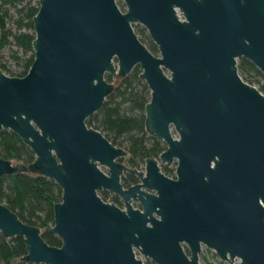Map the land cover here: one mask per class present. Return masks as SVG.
<instances>
[{"label": "water", "instance_id": "95a60500", "mask_svg": "<svg viewBox=\"0 0 264 264\" xmlns=\"http://www.w3.org/2000/svg\"><path fill=\"white\" fill-rule=\"evenodd\" d=\"M120 1L123 10L116 0H38L27 70H0V129L33 152L25 164L0 157V174L40 172L60 187L52 223L31 224L0 201V231L22 235L20 257L45 264H144L133 247L157 264H210L201 242L229 264H264V94L237 72L242 56L264 77V0ZM134 65L149 93L144 128L164 143L143 168L119 160L125 149L85 119L115 86L104 75ZM172 160L164 172L159 162ZM123 170L138 180L122 185Z\"/></svg>", "mask_w": 264, "mask_h": 264}, {"label": "trees", "instance_id": "16d2710c", "mask_svg": "<svg viewBox=\"0 0 264 264\" xmlns=\"http://www.w3.org/2000/svg\"><path fill=\"white\" fill-rule=\"evenodd\" d=\"M116 3L119 8H123L120 0H116ZM37 6L38 0H0V51L4 46L13 44L14 48H9V57L18 66L16 69H9L5 61L1 60L0 52V70L8 75L24 74L32 60V17ZM132 26L147 48L156 54L157 49L144 27L138 23H133ZM139 70L138 65H134L127 74L116 76L118 82L105 95L101 107L85 118L112 144H121L123 141L127 153L124 159L131 163H140L148 157V153L157 157L164 148V143L147 133L144 128L143 106L149 93L145 82L138 77ZM237 72L249 82L256 78L254 76L264 78L253 63L242 56L237 57ZM104 78L110 81L112 75L105 74ZM258 89L264 90V84ZM0 157L16 160L20 158L21 163L25 164L32 160L33 152L12 130L1 128ZM160 167L164 172H171V167L164 162L160 163ZM121 180L128 184L136 180V175L127 171L121 174ZM98 193L105 198L108 192L100 190ZM59 197V185L43 173L29 174L25 169H15L0 174V201L19 218L31 224L42 226L52 223V200H58ZM40 233L48 243L60 242L59 236L45 227L40 228ZM24 243L22 235L6 236L0 231V264H45L21 258V254L26 251ZM150 261L145 258L143 263L149 264Z\"/></svg>", "mask_w": 264, "mask_h": 264}, {"label": "rangeland", "instance_id": "374dc122", "mask_svg": "<svg viewBox=\"0 0 264 264\" xmlns=\"http://www.w3.org/2000/svg\"><path fill=\"white\" fill-rule=\"evenodd\" d=\"M124 9V7L122 8V10ZM9 11L10 12H12V8L11 7H9ZM9 48H14V45L13 44H9V46H4L3 48H1V60L3 61H5V64L7 65V67L9 68V69H16V68H18V66H15V64L13 63V61L11 60V58L9 57ZM254 77H256L255 79H252V81H251V83L252 84H254L257 88H260V85L261 84H264V78H262V77H260V76H254ZM110 81L113 83V84H116L117 82H118V77H116V76H112V78L110 79ZM260 91L264 94V90H261L260 89ZM120 140H123V139H121L120 138ZM124 149H125V143L122 141L121 142V144H120ZM126 155H127V153H125V155L123 156V157H121L122 158V161L124 160L125 161V157H126ZM14 159V161H16V159L15 158H13ZM11 161H13V160H11ZM13 161V162H14ZM174 161V160H173ZM160 163L161 162H159V166H160ZM140 166L143 164V160L140 162V163H138ZM167 164V163H166ZM169 166L171 167V171L173 170V168H174V163L172 162L171 164H169ZM142 168H143V166H141ZM137 180H138V178H137ZM131 203L133 204V205H136V203H135V201L134 200H132L131 201ZM202 249V252H201V254L199 255V261H205V259H204V255H205V253H207L208 252V250H210V249H207V248H205V247H201ZM213 257L211 258V259H213L214 260V263L213 264H228V262L225 260V259H221V258H219L218 256H217V254L216 253H214L213 252V255H212ZM145 258H148V257H144L143 258V260H145ZM149 259V258H148ZM149 260H151V259H149ZM149 264H157L155 261H153V260H151L150 261V263Z\"/></svg>", "mask_w": 264, "mask_h": 264}, {"label": "flooded vegetation", "instance_id": "af4514ba", "mask_svg": "<svg viewBox=\"0 0 264 264\" xmlns=\"http://www.w3.org/2000/svg\"><path fill=\"white\" fill-rule=\"evenodd\" d=\"M119 160H121L122 161V158H119ZM124 161V160H123ZM126 162V161H125ZM174 163L175 164V162L172 160L170 163H168V165L169 164H171V163ZM101 166V168H103L104 169V167L102 166V165H100ZM132 172L133 174H135L136 175V180H137V178H138V176H137V174H136V172L135 171H132V170H123L122 172H121V174H123L124 172ZM171 173H174V171L172 170L171 171ZM121 174H120V181H121V183H122V185H127V184H124L123 182H122V180H121ZM135 180V181H136ZM135 181H132V182H135ZM132 182H129L128 184H130V183H132ZM100 190H104V191H107L108 193H106L105 194V198H109V201H113L115 204H117V205H119V206H123V200H122V197L120 196V195H118V194H116V193H114L113 191H111V190H109V189H105V188H101V189H99L98 190V192L100 191ZM113 195H115V197H113ZM105 198H103V199H105ZM132 200H134L135 201V203H136V206H139V203H138V201L136 200V199H131V201ZM133 205V204H132ZM205 247V248H207V249H210L209 247H207L204 243H202L201 242V246H200V249H199V255L201 254V252H202V248L201 247ZM227 261V260H226ZM228 262V261H227Z\"/></svg>", "mask_w": 264, "mask_h": 264}, {"label": "built area", "instance_id": "2783aa9c", "mask_svg": "<svg viewBox=\"0 0 264 264\" xmlns=\"http://www.w3.org/2000/svg\"><path fill=\"white\" fill-rule=\"evenodd\" d=\"M141 166H143V164L141 165ZM106 200H109V198H105ZM133 250H134V254L136 255V256H139L140 258H141V260L142 261H144L143 260V258L145 257V256H143L136 248H134L133 247ZM213 252L215 253V251L212 249V248H210V250H208V252L207 253H205V257H204V259H205V261L206 262H208V263H210V264H213L214 263V260L213 259H211L213 256ZM237 259V257L236 256H234V260H236ZM229 264V263H228Z\"/></svg>", "mask_w": 264, "mask_h": 264}]
</instances>
